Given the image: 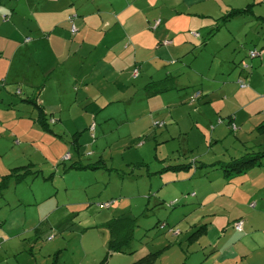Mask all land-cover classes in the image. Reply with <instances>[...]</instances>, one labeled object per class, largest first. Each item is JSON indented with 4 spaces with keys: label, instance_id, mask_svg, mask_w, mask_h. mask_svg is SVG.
Listing matches in <instances>:
<instances>
[{
    "label": "rangeland",
    "instance_id": "obj_1",
    "mask_svg": "<svg viewBox=\"0 0 264 264\" xmlns=\"http://www.w3.org/2000/svg\"><path fill=\"white\" fill-rule=\"evenodd\" d=\"M167 1L179 2L182 14L204 15H191L203 27L177 37L189 43L180 56L186 67L178 84L184 86L148 98L146 73L129 80L138 76L135 67L125 88L95 84L85 99L42 66L36 76L37 59L25 53L28 32L36 22L47 27L61 3L0 0V42L11 36L13 23L25 47L12 64L11 56L0 62V181L17 167L37 172L0 187V264H134L150 253H157L152 264H264V156L231 179L213 166L264 154V128L258 130L264 125V0ZM248 4L251 13L222 22L216 37L207 38L215 19ZM192 32L202 33L205 45ZM173 40L170 35L157 46L166 51ZM253 50L259 56L250 58ZM195 92L200 96L193 99ZM120 217L135 219L132 240L124 253L104 260V224ZM238 217L251 227L244 243L248 234L233 227ZM225 246L238 257L211 251Z\"/></svg>",
    "mask_w": 264,
    "mask_h": 264
},
{
    "label": "crops",
    "instance_id": "obj_2",
    "mask_svg": "<svg viewBox=\"0 0 264 264\" xmlns=\"http://www.w3.org/2000/svg\"><path fill=\"white\" fill-rule=\"evenodd\" d=\"M74 1L43 0V3L50 2L53 5L61 3V7L57 11V16L49 18L51 23L47 27H43L42 23L36 22L35 26L28 32V35L32 37V42L26 48L25 53H31V57L37 59L35 63L38 69L36 76H40V66H42L43 70L51 71V76L58 82L68 80L70 83L69 88L76 94L79 92L83 94L85 99H88L91 88L95 84L103 86L105 83L113 82V88H125L128 72L135 67L139 69L138 76L135 79L130 76L129 80L135 81L141 77L142 73H146L148 81L144 86L151 81L161 80L167 75L173 78L174 89L171 91L177 90L179 86H184L178 84V80L184 75L182 70L186 67L184 59H180V56L188 52L186 48L189 47V43L182 42V38L177 37L185 34L187 30L188 32L194 31L198 26H202L191 17V15L204 16L202 13L182 14V12H179V2L170 6L167 0H77L76 3ZM187 2L190 5L196 0H188ZM90 4L92 5L91 9L87 8ZM73 5L75 6L73 7ZM68 8L72 9L68 10ZM30 11L34 16L35 12L31 8ZM94 11L99 17L94 14ZM14 15L15 11L13 10L12 18ZM86 15L95 16L96 22L90 23V18ZM137 15L141 16L140 20L137 19ZM70 17H72V24L77 29L75 34H71L69 31L70 23H68V19ZM156 20L159 23L152 34L149 29L152 30V24ZM215 20L214 25L216 24ZM213 26L207 27L208 34ZM10 27L13 31L11 36L2 43L0 42V56H2L0 62L6 63L4 57L11 56L10 63L12 64L14 57L25 47L20 46L21 43L17 41L21 38L23 31L19 27L17 29V26L13 23ZM6 28L9 29V26H6ZM219 30L211 35L212 39L220 32ZM103 31L104 33H102ZM197 33L199 34L198 39L202 40L200 44L202 42L206 43L208 39L204 40L202 33ZM170 35H173L174 40L170 41L166 51H162L157 45H161V42L169 38ZM99 40H101L100 43H98ZM99 47H101L100 52L103 55L97 57L93 52ZM262 53L264 56V50ZM165 54L170 57H164ZM162 73L163 76H161ZM19 80L30 85L31 88L35 85V83L27 80H21V78ZM144 86H142V91L149 98L150 96L146 93ZM35 88L34 93L40 90L37 87ZM21 94L20 90L19 96ZM38 94L39 91L36 95ZM108 103L115 104V101H108ZM116 103L119 104L121 101ZM125 104L130 105L131 100L125 102ZM39 108L45 114V108L43 106H39ZM54 112L57 114L61 110L58 107ZM84 117L89 124L90 118L88 115H84ZM238 219L242 220L241 217H238L235 221ZM2 224L3 222H0V226ZM244 232L248 235L241 239L242 243L248 241L251 234V227H246L245 223L241 233ZM213 250L220 251L219 254L224 255L226 258L238 257L235 254L238 251L232 247L225 246L221 249L214 247L211 251Z\"/></svg>",
    "mask_w": 264,
    "mask_h": 264
},
{
    "label": "trees",
    "instance_id": "obj_3",
    "mask_svg": "<svg viewBox=\"0 0 264 264\" xmlns=\"http://www.w3.org/2000/svg\"><path fill=\"white\" fill-rule=\"evenodd\" d=\"M250 7L251 5H248L244 9H232L231 12L226 14L224 17H220L218 20L216 19L217 22L210 29L209 34H208L209 36H207V38L211 37V35H213L216 31H218L221 28L222 22H226L231 17H234V16L251 13ZM260 19L264 21V17H260ZM152 25H155V22ZM201 45H205V42H202ZM173 84H174L173 78L167 75L161 80L151 81L147 83L144 86V89L150 97H153V96L171 91L172 89H174ZM40 120H43V121H40ZM39 123L45 126V121L43 119V115L41 111L39 112ZM93 126L95 128V124H93ZM263 128H264V125L258 126V130H263ZM231 130L235 131L236 130L235 126L232 125ZM262 156H264V154H260V155L259 154H255V155L246 154L242 157L231 159L227 162L214 163L213 166L218 167L222 171L224 178L231 179L233 177H237V176L247 173L248 170L252 169L253 167L259 166L260 164L258 163V159L261 158ZM30 166L32 165L24 166L26 167V168H23L25 169L24 174L21 173V171H18L19 169L18 167L13 168L9 174L1 177L2 180L0 181V187L3 188V187L8 186L10 181L20 182L23 180V178L26 175L33 174L34 172H32V170L27 169L28 167L30 168ZM186 168L188 167L185 165H179L175 167V169H178V170L186 169ZM174 203H176V201H174ZM174 203H171V205H173ZM239 221L241 220L239 219ZM135 223L136 222L134 218L120 217L118 219L109 220L104 224L108 232L107 253H106L104 260H106V258L112 254L124 253L125 249L128 247V245L130 244L132 240L133 230L136 227ZM159 228H163V225L161 224ZM156 255L157 253L147 254L144 257L140 258L134 264H152L154 263L156 259Z\"/></svg>",
    "mask_w": 264,
    "mask_h": 264
},
{
    "label": "built area",
    "instance_id": "obj_4",
    "mask_svg": "<svg viewBox=\"0 0 264 264\" xmlns=\"http://www.w3.org/2000/svg\"><path fill=\"white\" fill-rule=\"evenodd\" d=\"M68 21H69V23H70V28H69V31H70V33L71 34H75L76 32H77V29L75 28V26L72 24V17H70L69 19H68ZM159 23V21L157 20L156 22H155V26H157V24ZM192 34H193V36L195 37V38H199V34L197 33V32H192ZM257 56H259V53L257 52V51H255V50H253V51H250L249 52V57L250 58H255V57H257ZM245 67H247L246 65H245ZM137 72H136V69L134 70V75L136 74ZM240 87L241 88H245L246 86L243 84V83H240ZM199 96V93L197 92L196 94H195V96L193 97V99H196L197 97ZM94 129V126H93V124L90 126V130H93ZM174 203V202H173ZM107 206V205H106ZM242 225H243V223H242V221H236L234 224H233V227H234V229L237 231V232H241L242 231ZM1 244H2V242L0 241V247H1Z\"/></svg>",
    "mask_w": 264,
    "mask_h": 264
}]
</instances>
